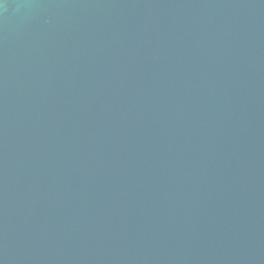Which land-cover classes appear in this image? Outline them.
<instances>
[{"label": "water", "instance_id": "obj_1", "mask_svg": "<svg viewBox=\"0 0 264 264\" xmlns=\"http://www.w3.org/2000/svg\"><path fill=\"white\" fill-rule=\"evenodd\" d=\"M0 264H264V0H4Z\"/></svg>", "mask_w": 264, "mask_h": 264}, {"label": "clouds", "instance_id": "obj_2", "mask_svg": "<svg viewBox=\"0 0 264 264\" xmlns=\"http://www.w3.org/2000/svg\"><path fill=\"white\" fill-rule=\"evenodd\" d=\"M4 3V0H0V4H3Z\"/></svg>", "mask_w": 264, "mask_h": 264}]
</instances>
